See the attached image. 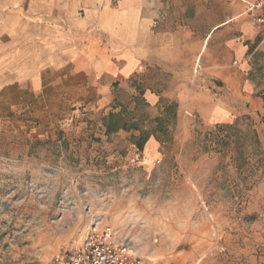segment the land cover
<instances>
[{"label": "rangeland", "instance_id": "obj_1", "mask_svg": "<svg viewBox=\"0 0 264 264\" xmlns=\"http://www.w3.org/2000/svg\"><path fill=\"white\" fill-rule=\"evenodd\" d=\"M149 2L154 31L180 36L188 71L149 67L115 84L106 108L100 84L70 68L45 70L38 89L0 91V264H68L103 226L152 264H264V26L224 0ZM244 22L257 29L252 41ZM228 40L245 47L242 60ZM216 58L217 81L207 76ZM140 89L209 93L230 119L217 107V123L190 112L183 124L167 109L177 101L151 108ZM110 112L138 130L107 136ZM235 123L240 140L222 143L236 132L217 126ZM142 134L149 139L139 151Z\"/></svg>", "mask_w": 264, "mask_h": 264}, {"label": "crops", "instance_id": "obj_2", "mask_svg": "<svg viewBox=\"0 0 264 264\" xmlns=\"http://www.w3.org/2000/svg\"><path fill=\"white\" fill-rule=\"evenodd\" d=\"M0 0V91L16 83L32 82L41 86L47 69H71L86 76L91 85L100 84V106L110 102L115 84L127 82L148 71L166 67L188 71V63H180V36L168 31H154L156 12L149 0ZM220 24L209 38H217ZM219 32V31H218ZM241 32L254 40L257 29L244 22ZM228 50L239 59L246 55L244 46L228 40ZM230 50V51H231ZM207 76L217 81V58L207 68ZM143 100L151 107L161 105L164 98L177 101L181 123L185 113L196 112L209 122L217 116V107L229 113L217 97L192 90L186 94H158L140 89ZM149 140L146 148L157 149Z\"/></svg>", "mask_w": 264, "mask_h": 264}, {"label": "built area", "instance_id": "obj_3", "mask_svg": "<svg viewBox=\"0 0 264 264\" xmlns=\"http://www.w3.org/2000/svg\"><path fill=\"white\" fill-rule=\"evenodd\" d=\"M226 4L244 7L242 16H247L256 26H264V0H224ZM60 261L58 256L56 259ZM68 264H152L138 256L132 247L119 241L111 226L91 230L84 242L68 257Z\"/></svg>", "mask_w": 264, "mask_h": 264}, {"label": "trees", "instance_id": "obj_4", "mask_svg": "<svg viewBox=\"0 0 264 264\" xmlns=\"http://www.w3.org/2000/svg\"><path fill=\"white\" fill-rule=\"evenodd\" d=\"M174 107L176 109H178V104L176 102L168 105L167 109H168V111H170V110L174 109ZM160 118L161 117L157 118V122H158L159 126H161V122H162V119H160ZM105 128H106L105 134L110 137L114 134H117L120 131L130 132L131 130H138L139 127L136 123H130L129 124L121 112H119V113L110 112L105 119ZM217 129L236 132V134H234V136L232 135L233 139H232V137L228 138L227 140L221 139L222 143L232 142V140H233V142L239 141L241 138L237 132L239 130V128L237 127L236 123L231 124V125H219V126H217ZM252 137L254 138L255 143L257 145H260L259 136H258V133L256 130L252 131ZM148 139H149V135H146V134H142L138 137V141L136 143V146H137L139 151L144 150L145 144L148 141Z\"/></svg>", "mask_w": 264, "mask_h": 264}]
</instances>
